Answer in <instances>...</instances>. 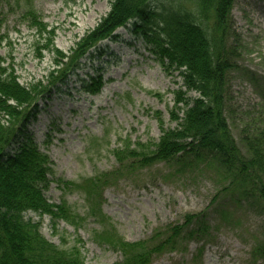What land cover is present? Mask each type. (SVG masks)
Masks as SVG:
<instances>
[{
	"label": "rangeland",
	"instance_id": "obj_1",
	"mask_svg": "<svg viewBox=\"0 0 264 264\" xmlns=\"http://www.w3.org/2000/svg\"><path fill=\"white\" fill-rule=\"evenodd\" d=\"M112 3L0 0L4 67L12 69L24 88L64 81L34 108L24 105L23 113L28 116L34 109L33 114L27 124L21 123L22 132L18 130L6 152L11 156L22 142L32 141L48 156L53 174L45 200L64 207L69 218L51 220L33 213L26 218L39 223L41 235L57 250L80 249L84 264L121 262L118 252L94 242L112 235L126 243L146 242L159 251L150 264H264L255 254L264 236V214L252 202L240 200L234 188L225 191L228 182L214 167L200 164L179 174L164 162L141 166L131 157L120 161L126 153L113 155L122 146L137 144L143 146L139 152L149 153L148 144L157 143L161 128L177 126L170 117L174 94L185 89L179 72L159 63L132 22L86 48L85 40ZM31 10L52 34L51 41L30 28L26 12ZM230 27L224 119L246 157L243 140L264 135V0H234ZM97 77L99 93L85 94L81 81ZM95 177L103 181L89 203L84 192L62 184ZM173 226L182 231L171 238L167 229ZM190 231L195 235L188 236Z\"/></svg>",
	"mask_w": 264,
	"mask_h": 264
},
{
	"label": "trees",
	"instance_id": "obj_2",
	"mask_svg": "<svg viewBox=\"0 0 264 264\" xmlns=\"http://www.w3.org/2000/svg\"><path fill=\"white\" fill-rule=\"evenodd\" d=\"M187 2L191 3L190 7L186 6ZM233 2L113 0L109 14L90 33L85 44L87 48L110 39L117 29L132 22L135 33L140 32L159 63L179 72L185 89V92L179 90L174 94L170 117L177 124L175 128H161L157 143L148 144L152 150L147 154L138 151L140 144L134 148L126 145L113 151L115 157L126 153L120 161L131 157L133 163L141 166L164 162L179 174L195 170L200 164L212 166L220 172V178L228 182L225 191L234 188L240 200L252 202L264 214V135L243 140L245 157L240 155L224 119L226 75L231 69L225 42L231 28ZM26 13L30 28L44 36L45 41H51L52 34L35 12ZM56 55L60 53L56 51ZM63 82L55 85L37 83L24 88L17 82L12 69L4 67V59L0 56V264H84L80 249L57 250L41 235L39 223L26 218L27 213L48 216L51 220L69 218L63 213L64 207L45 200L44 193L53 174L48 156L32 141L22 142L11 156L6 152L18 130L22 132L33 114L34 109L26 116L24 105L28 103L29 110L34 108L44 95L51 94L49 89L59 88ZM101 84L99 77L82 80L81 89L87 95H97ZM36 88L40 91L34 94ZM188 93L196 95L186 98ZM176 111L182 112V117ZM102 181V177H95L80 184H62L64 189L84 192L83 198L89 203L90 196L98 193ZM82 185L85 191H82ZM193 219H188L186 224ZM167 230L171 238L182 231L176 226ZM187 234L195 235L192 231ZM94 242L121 255V262L115 264H150L152 255L157 252L146 242L126 243L116 235L106 240L95 237ZM156 248L159 250L158 246ZM255 254L264 258V236Z\"/></svg>",
	"mask_w": 264,
	"mask_h": 264
}]
</instances>
